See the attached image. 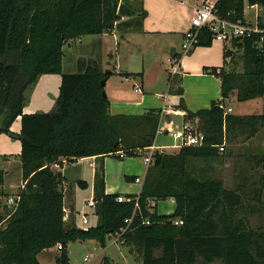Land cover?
Wrapping results in <instances>:
<instances>
[{
	"label": "trees",
	"instance_id": "obj_1",
	"mask_svg": "<svg viewBox=\"0 0 264 264\" xmlns=\"http://www.w3.org/2000/svg\"><path fill=\"white\" fill-rule=\"evenodd\" d=\"M247 2L263 6L258 24L264 30V0ZM136 6L130 0H0V133L21 141L18 157L24 182L14 203H6L0 212V264H41L38 255L58 243L62 249L57 264H71L72 242L91 240L106 247L107 239L118 233L119 243L141 264H264V229L254 228L245 214L247 199L260 201L263 185L251 194L243 185L228 188L205 169L197 173L193 164L217 157L216 145L225 133L252 137L264 127V111H226L234 95L240 102L264 97V32L232 38L225 44L223 65L206 67L221 81V98L209 107L189 110L181 76L170 73L169 92L180 95L175 107L186 110L184 122L201 129L205 142L182 145L174 153L155 151L139 194L125 195L131 200L118 201L121 194L106 192L104 158L146 152L154 144L163 110L111 113L102 80L115 71L93 60L79 72L64 73L63 47L81 35L125 29L132 24L126 16L137 12L135 26L141 29L147 10L143 2ZM244 10L245 0L217 4V13L230 21L246 23ZM213 37L203 28L197 46H210ZM43 74L62 76L56 109L25 113L26 93ZM18 116L21 130L16 133L11 125ZM89 156L99 162L94 180L98 221L83 232L75 214L64 218L67 177L52 165L63 163V158L72 162ZM256 159L264 163V155ZM77 184L87 186L81 180ZM4 185L5 171L0 169V205L7 196ZM170 198L176 203L174 211L160 213L159 201ZM178 219L183 223L175 224ZM100 264L114 263L104 256Z\"/></svg>",
	"mask_w": 264,
	"mask_h": 264
},
{
	"label": "crops",
	"instance_id": "obj_2",
	"mask_svg": "<svg viewBox=\"0 0 264 264\" xmlns=\"http://www.w3.org/2000/svg\"><path fill=\"white\" fill-rule=\"evenodd\" d=\"M133 4L134 8L137 4V0H130ZM144 8L147 10V16L143 19L141 31L146 34H171L173 32L181 33V42L183 39L184 31L190 26V22L193 16V9L191 6L196 4L195 0H190L191 6L187 5L183 2H176L180 7L185 6L188 11L186 15L188 16L186 24L184 27L178 31L171 28V26H164L167 24L169 20L166 18L163 21H159L157 24H148V20H150V6L148 5L147 0H142ZM247 0H245V14H246V6ZM137 7V6H136ZM254 9V22L256 19L263 14V6L257 4V6L253 7ZM138 12L132 16H126L124 20L132 21V24L129 26H123L125 29H120L124 31L121 34L123 39L130 38L131 31L135 30V20L138 18ZM244 14L245 20L247 23H254L252 21H248L246 19V15ZM139 19V18H138ZM134 21V22H133ZM139 29V28H138ZM116 30V29H115ZM114 33V30L111 31ZM126 32V33H125ZM104 34V33H103ZM100 34H89V35H81L80 37L70 39L64 45L63 51V62H62V71L64 73H75L79 72L84 68V63L95 60L99 52V47H102V41L99 40L96 36ZM102 35V34H101ZM83 37H86L84 40ZM97 38V39H96ZM116 38V37H115ZM226 42L221 41H213L210 46H196L189 54L183 55L179 61L176 62V65L170 73H174V70L178 71L177 73L181 76L182 88L184 89V99L187 105V108L192 111H196L200 108L209 107L211 102L221 98V81L220 78L206 72V67H218L222 66L224 62V48ZM120 45L118 41L117 46ZM171 47L170 54L173 57L175 54L180 53V49H178L175 40L171 39L168 44ZM174 47V48H173ZM66 52L67 55V68L64 64V58ZM97 55V56H96ZM173 62V61H172ZM103 67V66H102ZM104 69V67H103ZM124 73H132L129 71H120V73L116 72L115 75L121 74L122 80L121 84L125 82H129L132 79L131 75L127 76ZM111 75L105 85V89L107 92V96L110 100V110L113 114H143L150 109H174L177 113L167 114L165 113V117H167L166 121L173 124V116H178L181 118V127L179 129L180 137L184 124V115L186 110L176 108L175 106L179 103L180 95L174 94V92H169L168 89L163 90L162 88L157 92V97L151 94H143L144 88L149 87L147 84V80L144 79V73H141V83H136L133 81L134 89L139 87L140 90L135 92L140 94L141 97L137 100H130L126 95V92L122 87H115V85L108 89L109 84L111 83L112 76ZM62 82L61 74H43L39 77L38 81L31 87L26 93V104L23 108L25 113H35V112H50L55 109L57 104V98L60 94V86ZM143 92V93H142ZM231 107V106H230ZM233 111V108H232ZM161 116V120L162 117ZM160 120V125H161ZM162 126V125H161ZM162 128V127H161ZM11 130L19 133L21 130V116H18L17 119L12 123ZM159 134V133H158ZM158 134L154 141L153 146H155V150L163 149L164 152H176L181 146L182 138H180V142L173 144H162L158 143ZM172 130H169L167 135H172ZM174 136V135H172ZM11 146H17V149L11 150ZM171 149V150H169ZM14 151V152H13ZM17 151V152H16ZM21 151V141H11V137L9 134L3 132L0 134V156H3V160L6 163V166L3 169L5 171V185L4 190L7 193V196L1 197V205L0 210L4 209V205L6 204L5 200L8 199L9 202L12 200L14 203V197L19 190V188L23 185L22 178V170H19V178L18 180H13V168L8 165L12 164V158L10 155L13 153H17V155ZM146 152H149L147 149ZM131 156H121V157H112L107 156L104 158L105 165V180H106V192L107 193H119L121 195L128 194H139L142 188V182L138 183L136 181H130L126 177L127 176H138L143 179L148 166L145 168L139 163H136V159ZM94 162L95 165L92 166L90 163ZM99 165L98 157L89 156L82 157L72 162H68L63 158V163L53 164L52 168L54 170L61 171L66 177L67 181L65 182V208L69 210V214H75L76 223L79 225L81 223V218L78 215V211L83 207L85 201L94 197V180L95 173L97 167ZM13 174V175H12ZM85 181L87 186L86 188L80 187L77 182ZM166 201H169L167 206V210H161L162 203H158V211L160 213H172L175 209L176 203L174 199L170 198ZM12 204V203H11ZM164 211V212H163ZM98 221V216L94 213L90 215V226L96 225ZM126 247V246H125ZM128 248V247H127ZM129 250V249H128ZM55 252H58L56 247H51L43 250L38 258L41 260L42 256L46 262L51 263L52 259H55ZM60 253V252H59ZM132 256V255H131ZM114 264H117L114 257H111ZM133 258V256H132ZM134 259V258H133ZM43 261V260H42ZM136 261V260H135ZM41 262V261H40ZM141 264L140 261H137ZM119 263V262H118ZM41 264H44L41 262ZM100 264V263H99Z\"/></svg>",
	"mask_w": 264,
	"mask_h": 264
},
{
	"label": "rangeland",
	"instance_id": "obj_3",
	"mask_svg": "<svg viewBox=\"0 0 264 264\" xmlns=\"http://www.w3.org/2000/svg\"><path fill=\"white\" fill-rule=\"evenodd\" d=\"M172 1L179 0H147L151 10L148 24H157L159 21H163L166 18L168 20L172 18V20L168 21L164 26H171V28L176 31L182 29L188 19L186 15L188 9L185 6L180 7L176 2ZM139 2H142V0L136 1L137 4ZM183 3L191 6L190 1ZM191 8L193 9V5ZM254 12V9L246 6L245 15L248 21L254 22ZM131 32L130 38L127 39L121 37L124 31L119 29L114 30V33L106 31L104 34L96 36L102 41V47H99V52H97L98 56L96 55L97 57H95V60L98 61L105 70L113 69L115 71L113 75H115L116 72L120 73V71H129L133 73L131 75L132 79H130L129 82L124 81V84H121V74L112 76L111 83L108 87L109 90L112 85H115L117 88L122 87L130 100H137L141 95L135 92L133 81L140 84V73H144V79L147 80L149 87L144 88V93H142L151 94L152 96L155 95L157 97V92H162L159 91L162 88V84H164L163 90L168 89L170 72L173 71L176 65V59L170 54L171 47L168 45L169 41H171V39L175 40L178 49L181 48V33L173 32L169 35L146 34L143 33L141 29H138V27H135V30L133 29ZM83 38L84 40L86 39V37ZM118 41L120 42L119 46H117ZM111 54L113 56H111ZM67 55L68 53L66 52L64 68H67ZM174 94L176 95V93ZM227 104L233 108L231 112L236 114L261 113L264 111V97H257L249 101L240 102L237 101L234 95ZM166 118L165 115L162 117V128H164L167 123ZM173 118L174 122L171 125V130L174 136L167 135L166 133H159L157 139L158 143L173 144L180 142V138H182L179 132L181 118L178 116H173ZM10 137L11 141H20L15 137ZM220 144H224L225 150L219 151L217 157L193 161L197 173L205 169L208 176L222 179L228 188L234 189L238 185H243V188L250 192V194L255 192L257 187H260L262 184L263 191L261 200L258 201L254 198L251 200L247 199L246 204L248 211L245 214L254 228L264 229V163L256 159V157L264 155V127L252 137L246 134H233L227 132L225 133L223 142ZM10 148L14 150L17 149V146H11ZM167 153H174V151ZM143 154H146V152L143 151ZM10 156L12 158V164L8 165V167L11 166V168H13L14 175L12 174V179L18 180L19 170L21 169L20 158L17 153H13ZM143 156L144 155H137L132 158L136 159V163H140L141 167L143 166L145 168L147 165L144 163ZM130 157L131 156H129V158ZM5 166L6 163L3 160V156H0V168H4ZM5 201V203L10 206L11 203H13L12 200L9 202L8 199ZM159 202L162 203L161 210H167L166 204H168L169 201L163 200ZM0 212H3V209L0 210ZM59 252L60 251L55 252V257L59 255ZM91 252L93 254H91ZM69 254L71 264H99L104 256L114 257L117 264H140L132 258L127 247L114 241V236H110L107 239L106 247H102L97 242L91 240H77L69 245ZM86 256L89 258L88 261L84 260ZM41 258L40 261L44 264H56L55 259H52V262L48 263L43 256ZM213 264H221V262L217 261Z\"/></svg>",
	"mask_w": 264,
	"mask_h": 264
},
{
	"label": "built area",
	"instance_id": "obj_4",
	"mask_svg": "<svg viewBox=\"0 0 264 264\" xmlns=\"http://www.w3.org/2000/svg\"><path fill=\"white\" fill-rule=\"evenodd\" d=\"M181 2H186L190 0H179ZM197 3L193 4V16L190 22V26L183 34V39L181 43V49L180 53L181 55H187L189 54L196 46L199 41V35L203 28L208 27L213 33L214 37L212 41H221V42H229L234 37H250L254 35L255 33H262L264 32L263 29L259 27L258 24V18L254 23H245L241 20L238 21H230L227 19L222 18L217 13V4L219 0H195ZM122 2V0H120ZM247 5L252 9L253 7L257 6V4H249ZM181 56V57H182ZM180 60V59H179ZM179 60H175L176 62ZM178 71L174 70V73H177ZM136 91L140 90L139 87L135 88ZM162 115L177 113L174 109H162ZM227 112L232 111V107H226ZM169 130H171V123L167 122L164 128H161V125H159L158 133H168ZM157 133V134H158ZM182 137V145H202L205 142V134L204 132L199 129L194 123L191 121H186L183 124V129L181 133ZM180 146V147H181ZM219 151H224L225 146L224 144H217ZM149 152H146V154H143L140 150L138 151L143 156L144 163L149 166L153 160V154L155 151H161L164 152L163 149H157L155 150V146H150L148 148ZM122 156H125L123 153H121ZM92 166L95 165L94 162L90 163ZM136 182L141 183L143 182V179L140 177H137ZM13 200V199H12ZM131 200V198L126 197L125 195H120L118 197V201H127ZM152 203V202H151ZM138 205V203H136ZM95 206L96 201L94 197L87 199L83 205V207L79 210L78 215L81 218V223L78 225L80 228L88 229L90 227V215L91 213H95ZM69 216V210L65 208V220L68 219ZM130 219H126V222H130ZM148 222V221H147ZM149 223V222H148ZM182 220H175V224H182ZM124 231V229L122 230ZM121 235L122 233H118L116 236H114L115 242L121 241ZM56 249L58 251H61L62 244L58 243L55 245ZM91 254H93L91 252ZM85 261H88L89 258L86 256L84 258Z\"/></svg>",
	"mask_w": 264,
	"mask_h": 264
},
{
	"label": "water",
	"instance_id": "obj_5",
	"mask_svg": "<svg viewBox=\"0 0 264 264\" xmlns=\"http://www.w3.org/2000/svg\"><path fill=\"white\" fill-rule=\"evenodd\" d=\"M174 48V47H173ZM172 54V53H171ZM106 79H104V80H102V85H106ZM81 230L84 232V231H86V230H88V229H84V228H81Z\"/></svg>",
	"mask_w": 264,
	"mask_h": 264
}]
</instances>
